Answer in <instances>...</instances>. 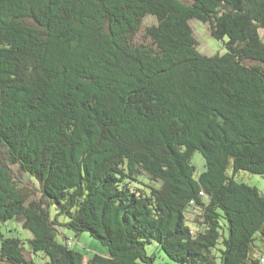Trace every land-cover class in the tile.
I'll return each instance as SVG.
<instances>
[{
	"label": "trees",
	"instance_id": "trees-1",
	"mask_svg": "<svg viewBox=\"0 0 264 264\" xmlns=\"http://www.w3.org/2000/svg\"><path fill=\"white\" fill-rule=\"evenodd\" d=\"M262 31L264 0H0V229L41 264H85L64 229L108 250L86 264H155L154 242L264 264V194L235 180L264 175ZM26 252L0 232V264H39Z\"/></svg>",
	"mask_w": 264,
	"mask_h": 264
},
{
	"label": "rangeland",
	"instance_id": "rangeland-1",
	"mask_svg": "<svg viewBox=\"0 0 264 264\" xmlns=\"http://www.w3.org/2000/svg\"><path fill=\"white\" fill-rule=\"evenodd\" d=\"M186 3H190L191 0H182ZM155 19L152 17H148L144 20L143 28L141 33L138 36V42L144 41L145 30L146 28L154 25ZM191 26L194 30V36L199 43V51L206 56H214V55H223L226 53L225 46L222 41H218L211 36L210 26L209 24H202L197 21L191 22ZM262 36L264 38V31H262ZM200 160L203 161L201 155L199 153L195 154L194 162L198 164V171L201 173L204 170V164H200ZM232 175V172H229ZM235 180L237 182L245 183L249 186H253L259 189L261 193L264 194V175H255L249 172L241 171L235 175ZM52 217L54 218L56 215L55 208L51 210ZM200 212L192 211V213L188 214V220L192 224H197V222H201L202 219L199 218ZM61 222H67L65 218H60ZM197 226V225H195ZM10 231V232H9ZM0 232H2L6 237H17L26 242V255L27 257L33 258L37 263L41 264L42 254L39 255H31L29 250V245L27 241L32 238V234L23 229L21 225L13 220L8 222L5 225H1ZM63 234L68 237V239L72 242V248L78 252H80L84 256V263L86 264L88 259L95 254L103 255L108 253V250L101 245L97 240L93 239L89 233H82L79 237H76V234L69 230H62ZM59 241L63 242L62 235L59 236ZM147 253L150 256H154L156 258L155 264H175L170 261L165 254L158 248V245L154 242L151 245H148Z\"/></svg>",
	"mask_w": 264,
	"mask_h": 264
}]
</instances>
